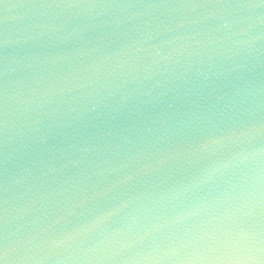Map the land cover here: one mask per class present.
Here are the masks:
<instances>
[{
	"label": "water",
	"instance_id": "1",
	"mask_svg": "<svg viewBox=\"0 0 264 264\" xmlns=\"http://www.w3.org/2000/svg\"><path fill=\"white\" fill-rule=\"evenodd\" d=\"M0 264H264V0H0Z\"/></svg>",
	"mask_w": 264,
	"mask_h": 264
}]
</instances>
